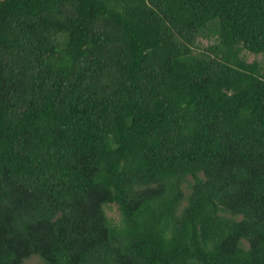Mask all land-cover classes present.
I'll list each match as a JSON object with an SVG mask.
<instances>
[{"label":"trees","instance_id":"trees-1","mask_svg":"<svg viewBox=\"0 0 264 264\" xmlns=\"http://www.w3.org/2000/svg\"><path fill=\"white\" fill-rule=\"evenodd\" d=\"M243 51L264 0H0V264H264Z\"/></svg>","mask_w":264,"mask_h":264},{"label":"rangeland","instance_id":"rangeland-1","mask_svg":"<svg viewBox=\"0 0 264 264\" xmlns=\"http://www.w3.org/2000/svg\"><path fill=\"white\" fill-rule=\"evenodd\" d=\"M219 31L218 20L212 21L207 24V27L203 29L197 41V48L202 49L206 45L214 44L217 42V36ZM242 58L247 61H258L260 64L264 63V57L262 55H254L247 51H243L241 54ZM106 215L114 223L118 224L120 220L119 210L114 204H110L104 207ZM25 264H42L38 257L29 258Z\"/></svg>","mask_w":264,"mask_h":264}]
</instances>
